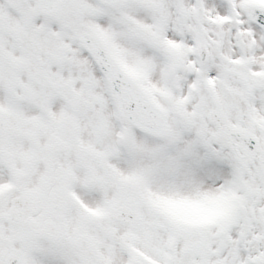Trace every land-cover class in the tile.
Returning <instances> with one entry per match:
<instances>
[{"label": "snow or ice", "instance_id": "obj_1", "mask_svg": "<svg viewBox=\"0 0 264 264\" xmlns=\"http://www.w3.org/2000/svg\"><path fill=\"white\" fill-rule=\"evenodd\" d=\"M0 264H264V0H0Z\"/></svg>", "mask_w": 264, "mask_h": 264}]
</instances>
